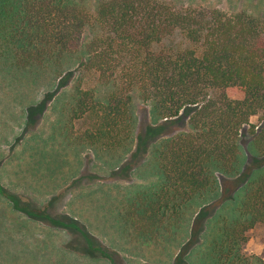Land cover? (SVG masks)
<instances>
[{
	"label": "trees",
	"instance_id": "1",
	"mask_svg": "<svg viewBox=\"0 0 264 264\" xmlns=\"http://www.w3.org/2000/svg\"><path fill=\"white\" fill-rule=\"evenodd\" d=\"M88 29L94 34L86 43ZM177 34L183 43L171 42ZM79 52L83 74L111 91L99 100L93 88L78 82L65 123L67 142L110 155L127 149L135 89L166 124L188 119L189 131L167 138L153 153L162 182L127 204L136 234L164 236L185 222L190 206L204 208L216 195L218 175H238L246 126L253 151L264 156L260 19L247 12L177 9L160 0H101L95 14L74 0H0V54L8 53L14 66L46 68ZM254 117L259 124L250 125ZM10 197L21 210V197ZM234 204L208 243L209 254L217 264H252L244 245L252 230L264 226V170L243 186Z\"/></svg>",
	"mask_w": 264,
	"mask_h": 264
},
{
	"label": "rangeland",
	"instance_id": "2",
	"mask_svg": "<svg viewBox=\"0 0 264 264\" xmlns=\"http://www.w3.org/2000/svg\"><path fill=\"white\" fill-rule=\"evenodd\" d=\"M74 1L95 14L101 0ZM160 1L177 9L247 12L264 23V0ZM93 34L88 29L84 41ZM171 42L183 39L177 34ZM84 58L79 52L28 70L14 66L8 53L0 54V264H217L207 245L221 220L231 217L243 186L264 170V156L251 147V127L242 133L241 171L218 175L217 193L204 208L193 204L185 222L156 240L136 234L127 204L162 182L153 153L167 138L189 131L188 119L166 124L135 89L133 139L127 149L110 155L67 142L65 123L78 82L93 88L99 100L111 91L83 74ZM250 123L259 124V118ZM11 194L21 197L24 212L15 208ZM29 213L43 216L38 220ZM244 251L252 264H264V226L250 232Z\"/></svg>",
	"mask_w": 264,
	"mask_h": 264
},
{
	"label": "crops",
	"instance_id": "3",
	"mask_svg": "<svg viewBox=\"0 0 264 264\" xmlns=\"http://www.w3.org/2000/svg\"><path fill=\"white\" fill-rule=\"evenodd\" d=\"M52 138H53V136H52ZM44 140V139H43ZM46 140V139H45Z\"/></svg>",
	"mask_w": 264,
	"mask_h": 264
}]
</instances>
